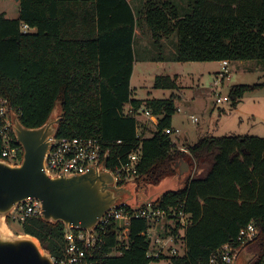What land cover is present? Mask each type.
Listing matches in <instances>:
<instances>
[{
  "label": "trees",
  "instance_id": "obj_1",
  "mask_svg": "<svg viewBox=\"0 0 264 264\" xmlns=\"http://www.w3.org/2000/svg\"><path fill=\"white\" fill-rule=\"evenodd\" d=\"M211 1L194 0L189 13L180 16L170 0H146L138 13L128 0H19L16 18L0 14V98L19 111L20 122L28 128L42 125L60 101L63 115L56 135L98 138L112 155L105 163L109 169L140 141L136 180L157 183L174 172L175 159L189 161L198 174L152 203L166 211L185 204L192 216L184 236L186 253L159 259L167 264L205 263L224 243L236 251L241 246L236 244L239 229L252 221L257 235L243 246L252 250L251 264H264V138L205 134L184 153L164 132L176 110V77L153 78L154 87L171 90L167 98L131 95L135 30L141 26L158 50L163 39L176 35V61L264 63V0H238V6L237 0H227L215 10ZM22 24L31 30L24 32ZM257 88L264 83L232 85L230 105L235 107L245 92ZM126 104L130 113L124 110ZM141 107L158 116V123L151 136L137 138L135 112ZM2 147L0 139V151ZM126 211L134 213L127 206ZM7 221L17 232L38 238L55 260L60 256L62 222L52 224L37 215L18 222V229L14 214ZM152 225L132 217L129 247L112 256L117 225L110 220L91 264H149L153 258L147 249L156 248L147 230ZM169 226L158 222L155 232L164 237Z\"/></svg>",
  "mask_w": 264,
  "mask_h": 264
},
{
  "label": "water",
  "instance_id": "obj_2",
  "mask_svg": "<svg viewBox=\"0 0 264 264\" xmlns=\"http://www.w3.org/2000/svg\"><path fill=\"white\" fill-rule=\"evenodd\" d=\"M62 115L61 102L57 101L42 125L28 128L10 110L11 128L23 153L18 163L0 158V229H7V233L0 230V264H56L38 238L17 232L7 221L28 198L40 201L39 216L45 222H62L65 229L72 226L91 231L112 207L124 204L136 211L163 194L182 188L177 176L194 168L180 157L173 161V177H164L156 184L132 180L122 186L117 185L112 171L102 165H94L84 173L49 174L42 169L43 162ZM244 248H238L231 264L252 263L253 255Z\"/></svg>",
  "mask_w": 264,
  "mask_h": 264
},
{
  "label": "built area",
  "instance_id": "obj_3",
  "mask_svg": "<svg viewBox=\"0 0 264 264\" xmlns=\"http://www.w3.org/2000/svg\"><path fill=\"white\" fill-rule=\"evenodd\" d=\"M21 28L24 32L31 30L26 24H22ZM229 79V62L222 60L221 70L216 77L215 83L220 85L226 83ZM216 95V104L229 101L228 95L222 97L219 94ZM10 110H13L19 116V111L11 108L7 99L0 98V139L3 143L0 158L8 162L18 163L22 157L23 149L12 133ZM137 112L144 114L147 119L154 121L156 124L158 123L157 117L147 109L141 107ZM189 117L192 122L197 121V117L194 114H190ZM164 132L167 134H178L180 129L165 128ZM140 136V132L137 129L136 137L140 138ZM117 142L120 143V141ZM180 150L184 153H189L188 148L180 147ZM111 156L109 149H104L98 138L55 135L52 139L51 147L45 155L42 169L49 174L84 173L94 165H102L107 168L105 163L110 160ZM117 160V164L112 169L107 168L112 171L117 185L122 186L129 181L136 180L138 177V165L141 160L140 141L126 154L124 161L119 157ZM39 211L40 201L36 198H28L15 209L14 219L21 223L29 217L39 215ZM132 217L144 218L148 222L154 223V225L148 227V232H151L158 222H166L170 225L167 227L168 233L166 236L160 237L156 235L153 238L156 248L147 249L146 254L148 257L157 260L162 254L175 256L186 253L184 236L187 228L192 223V216L186 210L184 203L170 208L169 211L154 208L152 204H148L134 211L133 215L127 213L124 204H120L106 211L96 227L91 231L72 226L69 229H64L61 254L56 260L52 257L53 261L56 264H91L94 250L102 241L106 233L105 225L110 220H115L117 225V241L110 255H119L123 249H127L130 245L128 224ZM173 229H176V231H173ZM256 235L257 227L254 222L250 221L239 229L236 244H241L242 246ZM237 250L233 251L232 244L224 243L209 255L207 262L199 264H231Z\"/></svg>",
  "mask_w": 264,
  "mask_h": 264
},
{
  "label": "rangeland",
  "instance_id": "obj_4",
  "mask_svg": "<svg viewBox=\"0 0 264 264\" xmlns=\"http://www.w3.org/2000/svg\"><path fill=\"white\" fill-rule=\"evenodd\" d=\"M146 0H132L134 4V11L138 13ZM176 6L180 16H184L189 13V3L194 0H170ZM227 0H212L211 9L215 10L219 6L226 4ZM240 1L237 0V6ZM0 14H4L7 18H16L18 16V4L15 0H0ZM134 41V74L130 80L131 95L133 98H139L142 100L152 98H167L171 94V90L156 88L153 85V78L157 75L168 74L174 76L177 74L180 82L197 84V77L200 65L196 61H176L174 59L176 53V35L165 38L161 41L162 48L158 50L152 42L150 33L144 27L136 29V37ZM212 68H217V63L210 64ZM230 67V79L223 84L217 86L215 93H211L210 98H207V106H212L215 102L216 94L221 97L228 94V90L232 85L235 84H254L264 83V63L258 62L257 60H245L243 64L239 61H232ZM205 84L209 86L208 78L205 76ZM185 96L190 95L189 92H185ZM226 102L220 105H226ZM184 105V104H183ZM219 106V105H218ZM130 108L129 104L124 107L125 112H128ZM256 112L264 110V90H254L247 92L245 99L238 103L237 111H232V115H227V107L225 111L219 109L214 110L211 116L195 115L199 123H204L203 119H206V123L211 122L212 124L218 125V129L214 130V135L222 134H248L255 135L264 138V119L255 116L254 118L247 119L240 111L253 110ZM183 119V120H181ZM152 120H146L144 117H139L138 130H141L146 126H151ZM197 122V123H198ZM197 123H192L190 118L187 116H181L174 114L172 117V126L180 127L181 129L187 128L190 130L192 138H194ZM152 129V128H151ZM146 133H141V136ZM171 139H175L174 135H171ZM194 168L187 174L177 176L179 179L178 185H184L186 179L190 176H194ZM198 172V171H197ZM174 172L169 174L168 178L173 177ZM197 175V174H196ZM158 183V182H157ZM150 184V183H148ZM156 184V183H154ZM16 228L20 229V224L17 220L14 221ZM156 228V227H155ZM155 228L150 232L152 238H155L157 233ZM20 231V230H19ZM244 251L253 255L252 250L248 247L244 248ZM149 264H167L164 259L153 260Z\"/></svg>",
  "mask_w": 264,
  "mask_h": 264
},
{
  "label": "crops",
  "instance_id": "obj_5",
  "mask_svg": "<svg viewBox=\"0 0 264 264\" xmlns=\"http://www.w3.org/2000/svg\"><path fill=\"white\" fill-rule=\"evenodd\" d=\"M130 5L132 7H134V4L132 3V0H128ZM18 4V1L16 2ZM135 37H136V30H135ZM136 39V38H135ZM198 64L200 65L198 67H200L198 72V75H196L197 77V84H191L190 83H182L179 81L178 79V75L174 74V76L176 77V81L178 84V89L176 91L177 94V98L175 100V113L177 115H183V116H187V118H190V114H194V115H201V116H211L216 109H219L220 111H225L226 107L228 109L227 111V115L231 116L232 115V111H237V106L239 102H242L243 99H245L247 92L244 93V95L241 97L240 101L237 103V105L235 107H232L230 105V102H226V105H220V104H216L215 102L213 103L212 106H207V98H210L211 93H215V90L217 88V84L215 83L216 77L218 75V73L221 70V61H196ZM211 63H217L219 66L217 68H212V66L210 65ZM231 63V62H230ZM229 63V65H230ZM240 64H243L244 61H239ZM134 65H135V60H134ZM134 65H133V71H132V75L130 80L133 77L134 74ZM207 77L208 82H210L209 86H206L205 84V79L204 77ZM264 88H257L255 90H261ZM254 91V90H252ZM185 92H189L190 95L185 96ZM250 92V91H248ZM184 104V105H183ZM219 105V106H218ZM179 109V110H178ZM131 111V107L128 109V113H130ZM240 111V113H242L244 116L247 117V119L249 118H254L255 116L260 117L262 119H264V110L262 111H258L256 112L255 109L253 110H246V111ZM156 116V115H155ZM135 117L137 119L138 125H139V117H144L146 120L147 117L140 113V112H135ZM157 117V121H158V116ZM173 117V116H172ZM183 120V119H181ZM192 121V120H191ZM204 123H199L198 119L196 122H192V123H197V127L195 130V136L194 138H192L191 132L189 129L187 128H183L181 129L180 127H173L171 124V128H179L180 132L178 134L173 133L170 135H174L175 139H171L173 142V146L177 149L180 150V147H185L187 148V146L189 144H192L194 142H196L201 136L205 135V134H213L214 130L218 129V125L216 124H212L211 122L206 123V119H203ZM151 126H149V128H147L146 126H144V128L141 130V133H146V135L144 134L145 137H149L151 136V131L155 129L156 127V123L154 121L151 122ZM152 128V129H151ZM140 133V134H141ZM183 157V156H182ZM180 158V157H179ZM177 158V159H179ZM176 160V159H175Z\"/></svg>",
  "mask_w": 264,
  "mask_h": 264
},
{
  "label": "bare ground",
  "instance_id": "obj_6",
  "mask_svg": "<svg viewBox=\"0 0 264 264\" xmlns=\"http://www.w3.org/2000/svg\"><path fill=\"white\" fill-rule=\"evenodd\" d=\"M0 230L3 231L4 233H7V229L5 227H3V226H2V228Z\"/></svg>",
  "mask_w": 264,
  "mask_h": 264
}]
</instances>
